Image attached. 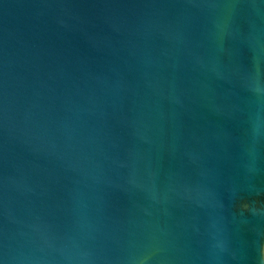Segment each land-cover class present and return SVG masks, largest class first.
Wrapping results in <instances>:
<instances>
[{"label":"water","instance_id":"1","mask_svg":"<svg viewBox=\"0 0 264 264\" xmlns=\"http://www.w3.org/2000/svg\"><path fill=\"white\" fill-rule=\"evenodd\" d=\"M0 264H264V0H0Z\"/></svg>","mask_w":264,"mask_h":264}]
</instances>
